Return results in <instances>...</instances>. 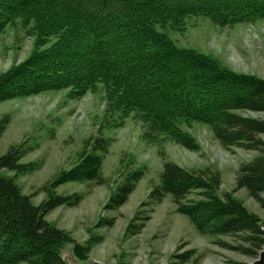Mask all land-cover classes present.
I'll list each match as a JSON object with an SVG mask.
<instances>
[{"label": "trees", "instance_id": "1", "mask_svg": "<svg viewBox=\"0 0 264 264\" xmlns=\"http://www.w3.org/2000/svg\"><path fill=\"white\" fill-rule=\"evenodd\" d=\"M191 16L210 17L220 26L251 22L264 18V0H0V33L20 18L36 36L27 60L0 75V102L61 89L82 98L103 84L108 112L118 114L121 123L136 113L144 123V138L160 146L163 170L149 202L162 203L170 194L177 212L188 216L199 232L237 236V246L221 239L215 243L258 258L264 247V220L231 193L219 195V172L181 167L166 159L162 148L172 140L198 151L197 140L182 125L199 121L212 127L225 149L255 151L256 156L239 167L237 188H246L264 208V120L237 112H264V79L181 48L158 30L178 29ZM52 38L51 46L42 49ZM7 124V116L0 119V138ZM110 142L103 136L89 138L80 162L62 172L52 187L65 181L103 184ZM24 152L22 146H12L0 156V264H68L61 247L73 242L71 234L46 217L59 206H77L82 195L51 192L35 205L15 179L2 172L39 169L37 163L21 162ZM144 175L143 168L129 172L106 208L124 205ZM195 192L199 197L190 199ZM91 246L80 250L77 244L74 252L85 258Z\"/></svg>", "mask_w": 264, "mask_h": 264}, {"label": "rangeland", "instance_id": "2", "mask_svg": "<svg viewBox=\"0 0 264 264\" xmlns=\"http://www.w3.org/2000/svg\"><path fill=\"white\" fill-rule=\"evenodd\" d=\"M158 30L181 48L197 50L235 72L264 79V18L220 26L210 17L191 16L178 29L158 27ZM35 39L32 26L25 25L20 18L5 26L0 33V75L27 60L35 49ZM54 40L49 39L42 49L51 46ZM70 92V89L50 90L0 102V119L8 117L0 138V156L12 146H22L25 152L21 162L39 165V169L30 173L6 169L2 172L13 177L35 205L46 200L51 192L82 195L77 206H59L46 217L51 224L71 234L73 242L61 247L65 260L70 264L95 261L103 264H250L257 259L215 243L221 239L237 246V236L199 232L188 216L177 212L170 194L162 203H150L148 195L160 183L164 158L158 143L144 138L143 121L132 112L121 123L118 114L108 112L109 103L101 83L96 91L82 98H72ZM237 112L264 120V112ZM182 129L197 140L200 149L193 151L167 140L162 147L166 159L187 169L209 168L219 172L222 177L219 195L231 193L264 220L260 203L246 188H237L240 165L257 153L240 148L225 149L215 138L212 127L203 122L184 124ZM101 136L111 141L103 159L105 182L99 185L94 181H65L52 187L62 172L80 162L86 141ZM138 168H143L145 175L128 201L115 209L106 208L125 176ZM198 197L195 192L189 198ZM88 243L91 249L85 258H79L74 252L75 245L86 250ZM189 251L193 252L187 254Z\"/></svg>", "mask_w": 264, "mask_h": 264}, {"label": "water", "instance_id": "3", "mask_svg": "<svg viewBox=\"0 0 264 264\" xmlns=\"http://www.w3.org/2000/svg\"><path fill=\"white\" fill-rule=\"evenodd\" d=\"M263 230H264V228H263ZM66 261H67V260H66ZM67 263L70 264L68 261H67ZM91 264H103V263H101V262H99V261H95L94 263H91ZM250 264H264V247H263V249L260 251L258 258L255 259V260H254L252 263H250Z\"/></svg>", "mask_w": 264, "mask_h": 264}]
</instances>
